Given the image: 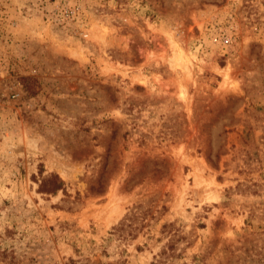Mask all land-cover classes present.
<instances>
[{
    "label": "rangeland",
    "instance_id": "rangeland-1",
    "mask_svg": "<svg viewBox=\"0 0 264 264\" xmlns=\"http://www.w3.org/2000/svg\"><path fill=\"white\" fill-rule=\"evenodd\" d=\"M0 264H264V0H0Z\"/></svg>",
    "mask_w": 264,
    "mask_h": 264
},
{
    "label": "trees",
    "instance_id": "trees-1",
    "mask_svg": "<svg viewBox=\"0 0 264 264\" xmlns=\"http://www.w3.org/2000/svg\"><path fill=\"white\" fill-rule=\"evenodd\" d=\"M64 182L55 174L43 178L39 184V192L44 194L55 195L58 191L62 190Z\"/></svg>",
    "mask_w": 264,
    "mask_h": 264
}]
</instances>
